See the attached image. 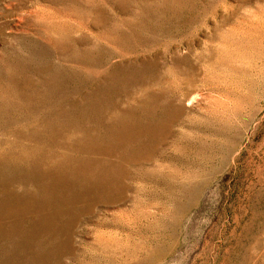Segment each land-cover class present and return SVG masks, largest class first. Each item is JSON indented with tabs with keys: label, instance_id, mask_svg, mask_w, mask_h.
Here are the masks:
<instances>
[{
	"label": "rangeland",
	"instance_id": "rangeland-1",
	"mask_svg": "<svg viewBox=\"0 0 264 264\" xmlns=\"http://www.w3.org/2000/svg\"><path fill=\"white\" fill-rule=\"evenodd\" d=\"M0 264H264V0H0Z\"/></svg>",
	"mask_w": 264,
	"mask_h": 264
}]
</instances>
